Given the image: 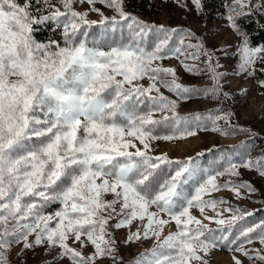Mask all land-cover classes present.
I'll use <instances>...</instances> for the list:
<instances>
[{"label":"snow or ice","instance_id":"snow-or-ice-1","mask_svg":"<svg viewBox=\"0 0 264 264\" xmlns=\"http://www.w3.org/2000/svg\"><path fill=\"white\" fill-rule=\"evenodd\" d=\"M58 2L63 11L52 0H0V264H8L7 250L21 242L24 249L45 243L59 247V258L67 257L71 264H96L100 258L123 264L113 235L122 228L129 229L125 244L154 239L151 248L127 264H209L205 256L217 247L264 261L260 249L245 247L257 240L264 246V220L242 226L252 213L229 206L223 211L231 215L222 217L218 208L224 201L204 198L221 187L237 195L240 187L255 191L247 182H217L225 173L238 175L231 162L235 153H222L228 163L223 171L216 161L203 167L196 157L173 160L166 153L149 154L152 141L207 130L206 118L180 116L177 100L165 96L161 87L183 99L201 92L228 95L220 84L226 74L217 72L220 65L213 63L203 43H185L183 37L174 38L182 30L139 20L124 10V0H86L100 14L99 21L89 20L87 11H76L77 0ZM96 3L116 14L104 15ZM192 3L201 10V0ZM253 9H264V0H232L227 15L229 26L242 37L239 70L251 68L250 75L257 61L264 62V45L250 46L237 18ZM41 28L53 34L61 30L60 35L40 40ZM169 55L206 57L212 86L178 83L175 69L156 64ZM181 63L186 71H203ZM145 78L147 87L139 83ZM230 115L216 116L211 123L227 121ZM212 130L235 131L218 126ZM241 166L264 176V158ZM193 208L218 227L194 216ZM206 208L216 216H207ZM133 222L143 229L131 231ZM173 222L175 230L164 235ZM88 244L94 252L85 256L82 249Z\"/></svg>","mask_w":264,"mask_h":264},{"label":"rangeland","instance_id":"rangeland-1","mask_svg":"<svg viewBox=\"0 0 264 264\" xmlns=\"http://www.w3.org/2000/svg\"><path fill=\"white\" fill-rule=\"evenodd\" d=\"M225 1L201 0L202 6L199 11H197L192 0H161L159 2L156 0L147 12L132 10L126 0H124L123 7L126 12L149 25H163L168 29L182 30L174 35L177 40L183 37L185 43L197 44L202 42L204 49L212 55L213 63L220 65L216 69L217 72L226 74L220 79L222 92L228 94L226 97L223 95H205L201 92L192 95L188 99H183L166 88H160L165 96L177 100V112L180 116L196 114L206 118L207 130L196 129L194 136L183 139L152 141V150L149 154L155 156L166 153L173 160L196 157L203 167H209L213 161H216L217 166L223 165L222 168L218 167V170L223 171L224 168L228 167V163L225 159H222V153H235L231 155V162L237 165L238 175L225 173L223 176L217 177V182L223 185L231 181L234 186L247 182L251 184L255 191L250 192L247 188L240 187V195H237L231 188L221 187L217 191L205 194L204 198L224 201L218 208V211L222 213V217L231 215V213L223 211L229 206L233 210L239 209L240 213H252L251 216L245 218L244 222H241L242 226H250L264 220V176L260 175L255 168L247 169L241 165L249 159L264 158V85L249 74L251 68L246 72L239 70L237 48L242 41V37L237 35L229 26L227 21L228 6H225ZM257 2L258 0H253L254 4ZM52 3L63 11V6L58 0H52ZM231 3L232 0H230ZM92 7L93 5H89L86 0L84 3L77 0L73 5L76 11H87L89 20L99 21L101 16L99 13L91 11ZM94 7L100 9L104 15L109 17L116 14L113 9L101 3H96ZM255 11V9L252 10V12ZM189 32L193 35L189 36ZM150 35L152 34L150 33ZM250 46L253 45L250 44ZM189 51H194V49ZM226 53L230 55H226ZM181 61L197 65L203 71L201 73L186 71ZM156 64L164 68L175 69L178 83L185 87L205 89L212 86L211 73L207 70L206 57L204 56H201L199 60L191 58L184 60V56L177 59L169 55L164 60L156 62ZM260 64H262L261 61H257L255 65ZM167 79H171V77L169 76ZM139 83L147 87L150 81L145 78ZM152 94L156 95L155 92ZM225 113L231 114L227 121L217 120L215 125L211 123V120H214L216 116H223ZM154 115L159 118L162 114L157 112ZM214 126L234 128L235 131L233 134H222L213 131ZM240 129H247V131H240ZM200 153L203 155L198 156L197 154ZM108 198L111 199V196ZM191 212L205 224H208L210 228L218 227L214 221L205 219L198 208L191 209ZM205 214L216 216V211L206 208ZM137 227L143 229L142 224L133 222L131 231H135ZM174 230L175 224L173 222L165 228L164 235ZM128 234L129 229L127 228L115 230L113 233L123 264H127L129 260L145 249L151 248L154 243V239H148L125 244L123 241ZM32 239L33 237L30 236L29 240ZM69 244L72 247L79 248V244L73 243L71 240H69ZM245 247L260 249L264 252V246L258 240L252 244H245ZM60 251L59 247L49 248L47 243L32 249H24L23 242H21L20 244H13L7 250L6 256L8 264H71L69 258H59ZM82 251L87 256L94 252V248L88 244ZM233 257L238 258L242 264H264V261L249 259L241 252L230 250L228 247H217L211 250L205 256V259L209 261V264H235ZM96 264H113V261L110 258H100L97 259ZM117 264H120V262H117Z\"/></svg>","mask_w":264,"mask_h":264},{"label":"trees","instance_id":"trees-1","mask_svg":"<svg viewBox=\"0 0 264 264\" xmlns=\"http://www.w3.org/2000/svg\"><path fill=\"white\" fill-rule=\"evenodd\" d=\"M130 4L132 10L143 12L149 11L156 0H126ZM158 2L161 0H157ZM166 1V0H164ZM221 3V2H220ZM219 3V4H220ZM230 4V0L225 1V6ZM47 14V13H44ZM237 24L247 33L250 44L260 47L264 45V10L252 12L249 15H244L237 18ZM61 30H57L54 34L48 28H41L38 39L44 40L48 37L56 38L60 35ZM260 65H255V74L251 75L258 82L264 81V62ZM252 71V69H251Z\"/></svg>","mask_w":264,"mask_h":264}]
</instances>
